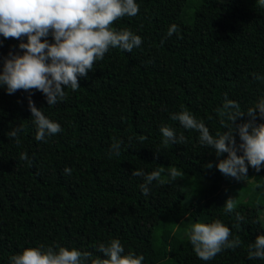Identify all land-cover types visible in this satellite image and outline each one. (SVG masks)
<instances>
[{"label":"trees","instance_id":"1","mask_svg":"<svg viewBox=\"0 0 264 264\" xmlns=\"http://www.w3.org/2000/svg\"><path fill=\"white\" fill-rule=\"evenodd\" d=\"M135 2L137 15L111 27L140 36L141 46L131 52L110 47L87 77H78L80 87L65 88L55 105L36 89L8 94L0 86V264L41 245L88 252L83 264H93L106 258L98 247L112 239L120 240L123 255H143V264H264L248 258V245L264 235V164L256 171L245 160L246 178L224 175L215 165L228 154L217 156L201 145L198 131L170 118L187 110L211 135L227 132L228 115L220 114L227 98L244 112L235 124L252 120L247 109L264 99V0ZM173 24L178 32L169 37ZM45 39L54 43L51 33ZM21 43L26 36L0 35V72L6 59L24 54ZM29 100L62 131L37 141ZM252 124L264 119L257 114ZM162 126L174 130L177 143L162 144ZM15 129L17 137L9 136ZM233 136L239 149L242 141ZM114 142L121 144L118 156ZM160 167L189 174L203 191L188 201L184 189L153 181L144 195V177L132 172ZM229 198L236 207L225 213ZM216 220L241 244L203 261L186 232Z\"/></svg>","mask_w":264,"mask_h":264},{"label":"clouds","instance_id":"2","mask_svg":"<svg viewBox=\"0 0 264 264\" xmlns=\"http://www.w3.org/2000/svg\"><path fill=\"white\" fill-rule=\"evenodd\" d=\"M139 12L135 0H0V35L5 38L20 39L27 37V43L19 47L26 50L23 55L12 56L3 64L0 72V86H6L8 94L19 89H36L42 92L49 106L55 105L66 96L65 88L75 91L80 86L78 77H87L97 60L104 57L110 47L131 52L139 48L142 38L129 30L116 31L111 26L124 16L134 17ZM178 32L177 25L169 27L170 37ZM51 33L54 43L42 37ZM254 75L255 79L261 77ZM63 86V87H62ZM29 108L36 125L35 139L45 141L46 137L62 131L60 125L38 110L29 100ZM234 110V111H233ZM221 115H228L229 122L224 126L227 132L211 135L202 120H198L187 110H181L171 115V119L179 121L185 129L199 132L200 143L215 150L217 156L227 153V158L219 160L215 165L219 171L235 179L247 176L248 165L259 171L264 164V124L253 126L257 114L264 119V99L254 107L247 109L251 121L235 124L238 117L244 115L237 102L225 98ZM251 129V131H249ZM20 129L9 132V136L17 137ZM162 144L167 147L177 143L175 132L168 126L160 128ZM233 132H237L242 143L236 147ZM145 137H141V140ZM180 142H183L181 136ZM227 142V143H226ZM19 144V140L17 139ZM120 142H114L112 151L120 154ZM243 151L242 156L236 153ZM22 160H27V154L22 153ZM213 165L209 163L208 168ZM65 173L71 170L66 168ZM166 169L160 167L157 171L145 174L134 170L133 176L144 177L145 183L140 185L144 195L150 192L149 185L153 181L161 184L172 182L183 177L184 173L175 167L167 169L168 178L162 180L161 175ZM236 207L234 199L229 198L224 205L225 213H232ZM237 220L242 217L237 214ZM186 235L199 259H213L224 249H235L240 246L239 237L229 239L230 229L219 220L211 223H194ZM249 259H264V235H258L254 243L248 245ZM98 251L104 259L97 258L93 264H143L144 256L129 252L123 255L124 248L118 239H112L108 245L100 244ZM90 253H81L76 249H66L56 246L45 248H25L20 254L11 257V264H83Z\"/></svg>","mask_w":264,"mask_h":264},{"label":"rangeland","instance_id":"3","mask_svg":"<svg viewBox=\"0 0 264 264\" xmlns=\"http://www.w3.org/2000/svg\"><path fill=\"white\" fill-rule=\"evenodd\" d=\"M192 178L193 177L189 174H184L183 177L177 178V181L174 180L171 182L186 191V193L188 194V201L191 196H197L204 189V185L201 182H193ZM259 217L261 222L264 224V208L262 209V212H260ZM190 223L191 222H189V224Z\"/></svg>","mask_w":264,"mask_h":264}]
</instances>
